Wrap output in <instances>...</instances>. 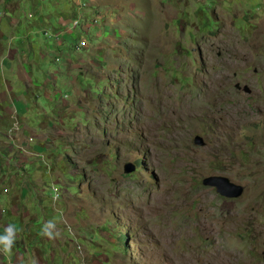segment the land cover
Instances as JSON below:
<instances>
[{
    "label": "rangeland",
    "instance_id": "1",
    "mask_svg": "<svg viewBox=\"0 0 264 264\" xmlns=\"http://www.w3.org/2000/svg\"><path fill=\"white\" fill-rule=\"evenodd\" d=\"M263 250L264 0H0V264Z\"/></svg>",
    "mask_w": 264,
    "mask_h": 264
},
{
    "label": "water",
    "instance_id": "2",
    "mask_svg": "<svg viewBox=\"0 0 264 264\" xmlns=\"http://www.w3.org/2000/svg\"><path fill=\"white\" fill-rule=\"evenodd\" d=\"M243 91L249 92L250 89L247 85L243 86ZM193 143L199 146L205 144V141L200 135H195L193 138ZM134 170V166L130 163H127L124 166L125 172H131ZM203 185H208L215 188V191L223 197L233 198L238 197L243 192V186L237 183H234L229 180L226 176L220 174H213L205 176L202 179ZM262 259L264 261V250L262 251Z\"/></svg>",
    "mask_w": 264,
    "mask_h": 264
},
{
    "label": "built area",
    "instance_id": "3",
    "mask_svg": "<svg viewBox=\"0 0 264 264\" xmlns=\"http://www.w3.org/2000/svg\"><path fill=\"white\" fill-rule=\"evenodd\" d=\"M76 24H77V19L74 20L73 22H71V25H73V26H75ZM79 43H80V45H84V41H82V40Z\"/></svg>",
    "mask_w": 264,
    "mask_h": 264
},
{
    "label": "trees",
    "instance_id": "4",
    "mask_svg": "<svg viewBox=\"0 0 264 264\" xmlns=\"http://www.w3.org/2000/svg\"><path fill=\"white\" fill-rule=\"evenodd\" d=\"M122 233H123V236H124L125 235V232L122 231Z\"/></svg>",
    "mask_w": 264,
    "mask_h": 264
},
{
    "label": "crops",
    "instance_id": "5",
    "mask_svg": "<svg viewBox=\"0 0 264 264\" xmlns=\"http://www.w3.org/2000/svg\"><path fill=\"white\" fill-rule=\"evenodd\" d=\"M67 29H69V28H67Z\"/></svg>",
    "mask_w": 264,
    "mask_h": 264
}]
</instances>
